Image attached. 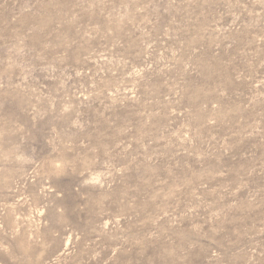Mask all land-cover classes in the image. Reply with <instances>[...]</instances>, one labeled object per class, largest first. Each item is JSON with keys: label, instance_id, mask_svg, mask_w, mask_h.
I'll return each mask as SVG.
<instances>
[{"label": "rangeland", "instance_id": "1", "mask_svg": "<svg viewBox=\"0 0 264 264\" xmlns=\"http://www.w3.org/2000/svg\"><path fill=\"white\" fill-rule=\"evenodd\" d=\"M0 264H264V0H0Z\"/></svg>", "mask_w": 264, "mask_h": 264}]
</instances>
